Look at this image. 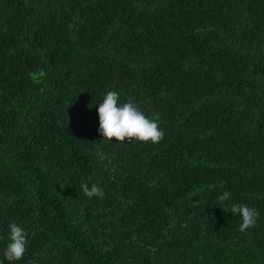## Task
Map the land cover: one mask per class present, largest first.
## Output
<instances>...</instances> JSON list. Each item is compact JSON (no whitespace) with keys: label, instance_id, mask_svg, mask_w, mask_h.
<instances>
[{"label":"trees","instance_id":"trees-1","mask_svg":"<svg viewBox=\"0 0 264 264\" xmlns=\"http://www.w3.org/2000/svg\"><path fill=\"white\" fill-rule=\"evenodd\" d=\"M109 90L164 138L104 140ZM13 221L11 264H264V0H0V264Z\"/></svg>","mask_w":264,"mask_h":264},{"label":"clouds","instance_id":"clouds-1","mask_svg":"<svg viewBox=\"0 0 264 264\" xmlns=\"http://www.w3.org/2000/svg\"><path fill=\"white\" fill-rule=\"evenodd\" d=\"M97 112L100 124L98 133L104 140L112 141L115 138V141L125 142L135 138L138 141H151L155 144L164 138V132L158 126V115L147 116L133 99H128L127 102L121 103L119 93L115 90L106 92L102 102L99 103ZM98 156L101 160H108V163L111 164L107 154L98 153ZM80 187L89 198L94 196L104 197V190L95 183L91 186L87 183H82ZM230 197L231 193L225 191L220 200L226 201ZM231 213H238L241 216L242 223L239 225L241 232L255 227L260 215L255 207H249L246 204H233ZM8 227L10 229V242L6 246L4 257L11 264V262L23 258L27 250L28 241L26 231L15 221L11 222ZM28 264H37V262L32 259Z\"/></svg>","mask_w":264,"mask_h":264}]
</instances>
